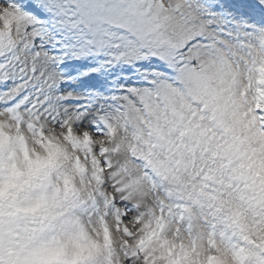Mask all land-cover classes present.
<instances>
[{
    "label": "snow or ice",
    "instance_id": "snow-or-ice-1",
    "mask_svg": "<svg viewBox=\"0 0 264 264\" xmlns=\"http://www.w3.org/2000/svg\"><path fill=\"white\" fill-rule=\"evenodd\" d=\"M0 264H264V0H0Z\"/></svg>",
    "mask_w": 264,
    "mask_h": 264
}]
</instances>
